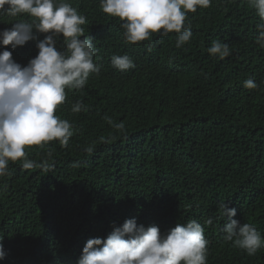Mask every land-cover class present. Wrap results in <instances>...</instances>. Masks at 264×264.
<instances>
[{
    "label": "trees",
    "instance_id": "obj_1",
    "mask_svg": "<svg viewBox=\"0 0 264 264\" xmlns=\"http://www.w3.org/2000/svg\"><path fill=\"white\" fill-rule=\"evenodd\" d=\"M59 2L87 18L82 27L100 71L82 90L66 89L57 106L55 115L73 126L69 146L54 140L25 149L37 163L51 151L54 168L10 161L0 177V264H77L88 239L106 238L113 223L130 218L161 233L195 219L208 241L207 264H264V247L249 256L223 239L227 220L218 210L228 203L235 219L264 237V49L247 0H212L188 12L192 37L181 48L175 32L126 42L122 21L105 14L100 0ZM32 19L0 14V31ZM44 35L33 30L23 46L0 51L26 66ZM216 40L229 45L228 57L208 53ZM56 41L63 51L62 37ZM113 55H128L135 67L115 69ZM249 78L257 88L243 86ZM77 101L87 111L73 113Z\"/></svg>",
    "mask_w": 264,
    "mask_h": 264
},
{
    "label": "clouds",
    "instance_id": "obj_2",
    "mask_svg": "<svg viewBox=\"0 0 264 264\" xmlns=\"http://www.w3.org/2000/svg\"><path fill=\"white\" fill-rule=\"evenodd\" d=\"M259 17L255 43L264 49V0H247ZM212 0H100L105 14L119 18L126 42L135 44L150 39L154 33L166 36L175 32V46L181 48L192 37L190 25L185 24L188 12L209 8ZM0 14L17 17L27 14L31 22L14 23L11 29L0 31V46H23L34 39L33 30L46 34L36 43L37 55L26 66L12 59V52L0 51V177L8 174L9 162H21L25 170L41 169L49 172L52 152L39 163L28 159L26 147L58 141L67 148L74 134L72 124L55 115L57 106L66 100V89L80 91L91 74H99L100 66L93 60L97 52L90 36L84 35L82 25L87 23L69 3L57 0H0ZM62 37L64 50H58L56 38ZM83 37V38H81ZM151 49L149 48V51ZM220 59L228 57L230 47L216 40L207 49ZM111 65L119 71L135 67L128 55H113ZM247 89L257 88L253 79L244 81ZM71 111H87L81 102H75ZM104 119L114 127L112 119ZM91 152L92 149H87ZM78 167V164H74ZM220 218H226L223 239L234 247L254 256L264 247V237L248 223L241 224L234 217L237 210L228 203L218 205ZM209 218L205 224L211 225ZM208 241L204 227L195 219L176 224L166 233L156 225L145 227L135 218L121 225L112 224L106 238H91L82 248L77 264H207ZM6 253L0 243V260Z\"/></svg>",
    "mask_w": 264,
    "mask_h": 264
}]
</instances>
